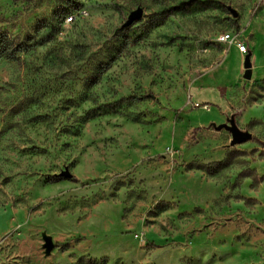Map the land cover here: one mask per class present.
Instances as JSON below:
<instances>
[{
    "label": "rangeland",
    "instance_id": "obj_1",
    "mask_svg": "<svg viewBox=\"0 0 264 264\" xmlns=\"http://www.w3.org/2000/svg\"><path fill=\"white\" fill-rule=\"evenodd\" d=\"M0 33V264H264V0H0Z\"/></svg>",
    "mask_w": 264,
    "mask_h": 264
},
{
    "label": "water",
    "instance_id": "obj_2",
    "mask_svg": "<svg viewBox=\"0 0 264 264\" xmlns=\"http://www.w3.org/2000/svg\"><path fill=\"white\" fill-rule=\"evenodd\" d=\"M232 15L234 17H236V12L233 9H230ZM142 17V10L138 9L136 11H134L130 17L128 18V20L125 22L124 26H130L132 25L134 22H136L137 20H139ZM244 79L249 80L251 78V63H250V59L249 56H246L245 60H244ZM215 127V126H214ZM217 130H222L224 129L225 131H227L230 136H231V140H230V146H235L241 143H244L248 140L251 139V136L244 131H241L235 124L234 119L230 118L228 120V124L224 123L218 127H215ZM43 249H44V253L46 256H48L51 252V250L53 249V244L52 241L49 237L47 236H43Z\"/></svg>",
    "mask_w": 264,
    "mask_h": 264
},
{
    "label": "trees",
    "instance_id": "obj_3",
    "mask_svg": "<svg viewBox=\"0 0 264 264\" xmlns=\"http://www.w3.org/2000/svg\"><path fill=\"white\" fill-rule=\"evenodd\" d=\"M24 46L16 43L5 33H0V58L7 61H16L18 55L23 53Z\"/></svg>",
    "mask_w": 264,
    "mask_h": 264
},
{
    "label": "built area",
    "instance_id": "obj_4",
    "mask_svg": "<svg viewBox=\"0 0 264 264\" xmlns=\"http://www.w3.org/2000/svg\"><path fill=\"white\" fill-rule=\"evenodd\" d=\"M73 19L72 16H69L66 21L67 22H71V20ZM220 41L221 42H226V43H229L230 45H234L238 52L241 53V54H245L246 51H247V48L244 44L243 41H241L238 36L234 35V34H229V33H226V34H223L221 35L220 37Z\"/></svg>",
    "mask_w": 264,
    "mask_h": 264
}]
</instances>
